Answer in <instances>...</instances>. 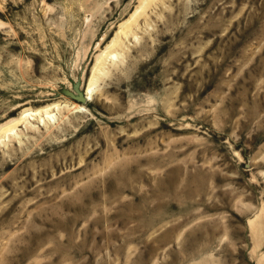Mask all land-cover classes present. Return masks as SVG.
Returning a JSON list of instances; mask_svg holds the SVG:
<instances>
[{
    "label": "rangeland",
    "instance_id": "374dc122",
    "mask_svg": "<svg viewBox=\"0 0 264 264\" xmlns=\"http://www.w3.org/2000/svg\"><path fill=\"white\" fill-rule=\"evenodd\" d=\"M0 264H264V0H0Z\"/></svg>",
    "mask_w": 264,
    "mask_h": 264
},
{
    "label": "bare ground",
    "instance_id": "6f19581e",
    "mask_svg": "<svg viewBox=\"0 0 264 264\" xmlns=\"http://www.w3.org/2000/svg\"><path fill=\"white\" fill-rule=\"evenodd\" d=\"M122 33H123V32H122ZM122 33H121V34H122ZM124 34H125V36H128V33H124ZM114 43L117 44L118 42L116 41V42H114ZM108 55H110V57H111V56L114 55V53H109ZM112 59H113V58H112ZM93 82H94V77H93L92 81L90 82V85H89V88H88L89 92L92 91L91 88H92V86H93V84H94ZM89 95H90V94H88V96H89ZM91 97H92V96H91ZM79 109H81L80 106H79ZM35 113H38V111H36ZM35 113H34V114H35ZM39 114H40V113H39ZM39 114H35V115H28V114H25V115H23L24 117H22L21 120H24V119H25L26 117H28V116H37V115H39ZM45 115H46L48 118L51 116V115L49 114V111H48V110H46ZM45 115H44V116H45ZM21 120H20V121H21Z\"/></svg>",
    "mask_w": 264,
    "mask_h": 264
},
{
    "label": "water",
    "instance_id": "95a60500",
    "mask_svg": "<svg viewBox=\"0 0 264 264\" xmlns=\"http://www.w3.org/2000/svg\"><path fill=\"white\" fill-rule=\"evenodd\" d=\"M73 90H74V92H76V94L71 93V92H68L67 94H68L71 98H73V99L79 101L80 103H84V100H85V99L83 98V93L79 91V88H78V85H77V84H75V85L73 86Z\"/></svg>",
    "mask_w": 264,
    "mask_h": 264
}]
</instances>
